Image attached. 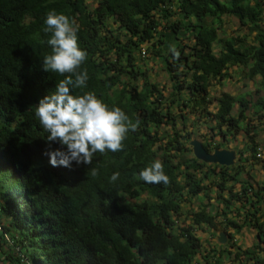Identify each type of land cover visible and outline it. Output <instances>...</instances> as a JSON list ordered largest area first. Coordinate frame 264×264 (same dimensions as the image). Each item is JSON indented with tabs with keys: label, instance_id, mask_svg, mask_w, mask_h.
Segmentation results:
<instances>
[{
	"label": "trees",
	"instance_id": "1",
	"mask_svg": "<svg viewBox=\"0 0 264 264\" xmlns=\"http://www.w3.org/2000/svg\"><path fill=\"white\" fill-rule=\"evenodd\" d=\"M50 10L75 20L79 46L87 52L80 69H87V86L72 94L94 92L109 109L119 107L139 121L123 151L97 152L91 165L73 163L71 169L50 165L44 152L61 146L49 145L35 116L39 100L65 78L42 66L51 54V33L44 31ZM224 17L249 26L255 39L221 38ZM144 45L165 66L169 97L137 65ZM234 67L245 69L251 81L260 77L264 87L260 0H0V246L12 244L10 263L200 264L203 255L206 264H224L234 255L240 264H264V186L256 189L249 172L242 178L258 161L256 134L230 168L186 155L193 135L187 123L213 124L203 142L208 152L224 148L221 140L243 129L250 105L245 97L225 94L215 112L210 109L211 82L226 79ZM255 106L263 113L264 98ZM156 160L167 185L140 179ZM90 168L99 175L92 177ZM115 172L120 177L110 183ZM208 186L218 188L216 202L188 212L192 224L180 226L188 215L183 206ZM203 226L227 235L251 227L256 244L243 248L228 240L201 252L194 230Z\"/></svg>",
	"mask_w": 264,
	"mask_h": 264
},
{
	"label": "clouds",
	"instance_id": "2",
	"mask_svg": "<svg viewBox=\"0 0 264 264\" xmlns=\"http://www.w3.org/2000/svg\"><path fill=\"white\" fill-rule=\"evenodd\" d=\"M44 23V31L51 33L47 41L51 54L43 58V70L65 77L35 107V116L48 133L49 145L58 143L61 146L56 149L49 147L44 152L49 157L50 165L71 169L73 163L91 165L97 152L123 151L128 132H135L139 121L133 123L119 107L109 109L94 92L72 94L73 89L86 87L89 79L87 69L80 70L87 52L79 46L78 26L75 20L55 10L47 13ZM169 50L179 57L174 45ZM89 172L92 177L99 175L97 168H90ZM139 176L149 184L169 183V177L159 160L143 169ZM119 177V172L113 173L109 178L110 183H115Z\"/></svg>",
	"mask_w": 264,
	"mask_h": 264
},
{
	"label": "rangeland",
	"instance_id": "3",
	"mask_svg": "<svg viewBox=\"0 0 264 264\" xmlns=\"http://www.w3.org/2000/svg\"><path fill=\"white\" fill-rule=\"evenodd\" d=\"M251 1L255 2L256 0ZM260 1L264 2V0ZM255 36L256 32H252L249 26H241L239 21L235 18L224 17V24L220 32L221 38H244L248 39V41L251 42L255 39ZM152 49L153 47L151 45H144L142 47L139 53H137V65L139 69L146 72L153 83L157 84L159 88L164 90V95L166 97H169L173 90L172 83L169 79L168 73L165 71L163 62L159 58L154 56ZM214 49L215 51H218V46H215ZM187 52L188 50H186V54ZM245 73V69L234 67L230 69L226 79L214 80L211 82L210 98L212 101V105L210 109L211 111L215 112V110L217 109V100L225 94L234 97H245L250 102L249 110L246 112L247 119L242 122L243 124H241L243 129L236 133L235 137H227V139L224 140L222 139L221 143L223 144V147L225 149L235 150L238 153L240 150H245L246 145L248 143L250 144V137L256 134L255 139L257 140L258 148L260 149L258 151V154L260 153L261 157L259 158L257 156L258 161H251L248 164L247 168L245 169V174L242 176V178L247 179L248 176L246 175V173L249 172L252 176V179H250V181L257 189L258 185L264 186V112L257 113V108L255 105L260 98H264V87L261 84L262 80L260 77H257L255 78V80L251 81L246 78ZM179 114L180 113L178 112V115ZM237 114L238 107L236 106L233 110V115ZM190 117L191 119H194L191 115ZM187 125L188 132L193 134L190 141L199 140L203 143L205 139L211 136L209 135L210 131L207 129V127L213 125L211 123L206 124L204 120H201L199 123H197L196 126H193L192 123H187ZM183 127L184 126L182 122H178L177 129L181 130L183 129ZM223 130L225 131L226 128L224 127ZM247 130H249V132H247ZM188 147L192 150L190 143L188 144ZM186 155L189 158H194L193 152L186 151ZM249 155L250 153L248 152L245 156ZM237 159H239V153ZM206 184H209V182H206ZM208 187L209 189L206 190V193H203L200 198H197L195 200L193 199L190 204L184 205V211H186L187 213L191 211H199L209 203H215L218 197L219 190L214 186ZM1 190L2 189L0 187V191ZM191 224V213H188V215H185L180 219V226L182 227L183 225ZM245 230L246 234H248V232H250L251 230V227H246ZM194 231L196 236L202 242L203 248L201 252H205L206 250L211 249L212 246L217 245L219 234L223 232L221 230L213 231L207 226L197 228ZM247 238L248 236L246 237V239ZM244 239L242 240V243ZM248 243L249 246L246 247L245 244H242V247L250 248L255 245L256 237L251 239V241H249ZM10 246H12L11 243H9L8 245L4 244L3 246H0V264H11L7 259V255L10 254ZM199 258L200 264H206L203 260V255H200ZM224 264H240V262L234 260V255H232L230 258L224 259Z\"/></svg>",
	"mask_w": 264,
	"mask_h": 264
},
{
	"label": "water",
	"instance_id": "4",
	"mask_svg": "<svg viewBox=\"0 0 264 264\" xmlns=\"http://www.w3.org/2000/svg\"><path fill=\"white\" fill-rule=\"evenodd\" d=\"M190 146L192 147V152L196 160L204 162L209 165H218L222 167H233L237 164V152L235 150L229 149H218L213 152H208L203 143L199 140L190 141ZM228 242V235L226 232H221L219 234V240L217 244L225 245Z\"/></svg>",
	"mask_w": 264,
	"mask_h": 264
},
{
	"label": "crops",
	"instance_id": "5",
	"mask_svg": "<svg viewBox=\"0 0 264 264\" xmlns=\"http://www.w3.org/2000/svg\"><path fill=\"white\" fill-rule=\"evenodd\" d=\"M222 231V230H221ZM246 230L243 229L242 232L239 233V240H240V245L242 244H245L246 247L249 246V241H251V239L255 238L256 237V232L255 230L251 229L250 232H248V234H246L245 232ZM244 235V236H243ZM248 236V238L246 239V237ZM244 239L243 243H242V240ZM242 239V240H241ZM257 240V239H256Z\"/></svg>",
	"mask_w": 264,
	"mask_h": 264
},
{
	"label": "built area",
	"instance_id": "6",
	"mask_svg": "<svg viewBox=\"0 0 264 264\" xmlns=\"http://www.w3.org/2000/svg\"><path fill=\"white\" fill-rule=\"evenodd\" d=\"M145 53V52H144ZM259 158L261 157V154L259 153L258 155H257ZM239 234H237L236 232H235V229H231L230 231H229V235H228V240L232 243V244H239L240 242H239V236H238ZM200 256H198V258H197V260L200 262V258H199Z\"/></svg>",
	"mask_w": 264,
	"mask_h": 264
},
{
	"label": "flooded vegetation",
	"instance_id": "7",
	"mask_svg": "<svg viewBox=\"0 0 264 264\" xmlns=\"http://www.w3.org/2000/svg\"><path fill=\"white\" fill-rule=\"evenodd\" d=\"M205 141H206V140H205ZM205 141H204V142H205ZM221 149H225V148H221ZM215 150H218V149H215ZM215 150H214V151H215ZM210 153H211V152H210ZM237 155H238V153H237Z\"/></svg>",
	"mask_w": 264,
	"mask_h": 264
}]
</instances>
